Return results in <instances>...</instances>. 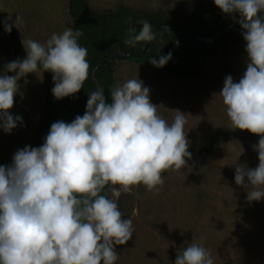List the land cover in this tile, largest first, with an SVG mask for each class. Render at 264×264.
<instances>
[{"label":"clouds","instance_id":"9594fccd","mask_svg":"<svg viewBox=\"0 0 264 264\" xmlns=\"http://www.w3.org/2000/svg\"><path fill=\"white\" fill-rule=\"evenodd\" d=\"M237 22L246 41V71L236 81L225 78L219 93L236 129L259 136L253 145L259 164L235 167L236 185L247 190L249 202L264 200V0H214ZM5 32L13 26L3 22ZM80 33L67 28L45 42L22 41L26 58L11 61L0 73V130L11 133L23 118L13 115L21 74L43 67L53 74L52 94L73 96L89 76L87 49ZM156 33L144 21L136 40ZM172 53L150 58L164 67ZM15 73L8 75L7 73ZM98 88L88 95L85 113L71 122H54L39 147L18 149L9 165H0V264H116L117 246L133 237V222L122 218L117 200L102 194L108 185L124 192L143 184L162 185V173L188 166L192 159L185 134L186 115L176 110L169 123L157 112L150 89L141 79H129L110 92ZM251 188V191L248 189ZM174 264H214L198 243L179 250Z\"/></svg>","mask_w":264,"mask_h":264},{"label":"rangeland","instance_id":"374dc122","mask_svg":"<svg viewBox=\"0 0 264 264\" xmlns=\"http://www.w3.org/2000/svg\"><path fill=\"white\" fill-rule=\"evenodd\" d=\"M69 1L0 0L1 16L18 33V42L0 33V73L18 50L26 58L22 41L45 43L53 33L75 29ZM204 2L214 4V0ZM121 7L140 18L141 24L149 21L166 34L170 24H196L201 4L199 0H86L93 16L115 14ZM245 48V40L219 45L202 65L201 75L193 79H177L133 59L116 63L112 75L117 85L141 79L162 118L172 123L176 110L185 113L184 131L192 153L188 166L166 170L164 183L152 190L143 184L131 186L129 192L121 186L106 189L111 197L109 188H120L119 210L134 228L132 239L117 246L116 264H174L178 251L193 242L211 253L214 264H264V200L249 202L247 190L234 180L236 166H258V153L253 150L258 141L244 133L247 130L235 128L219 94L228 75L238 81L246 71ZM17 79L18 94L9 111L21 116L23 123L10 134L0 130V165L11 164L18 149L32 146L48 113L44 72L38 69ZM218 133L225 135L212 151L197 155Z\"/></svg>","mask_w":264,"mask_h":264},{"label":"trees","instance_id":"16d2710c","mask_svg":"<svg viewBox=\"0 0 264 264\" xmlns=\"http://www.w3.org/2000/svg\"><path fill=\"white\" fill-rule=\"evenodd\" d=\"M199 2L201 4L200 17L196 24L190 27L170 24L166 34L159 33L152 40H136L135 37L142 27V20L130 10L121 7L115 14L93 16L86 8V0H70L69 13L74 20V30L80 33L78 42L88 52L89 76L80 92L57 100L52 94L53 74L45 71L42 66L38 68L45 74L48 113L31 147H39L43 144L44 138L54 122L59 120L71 122L77 115L82 116L85 113L88 95L97 89L96 84L92 81L94 71L96 80L105 91L107 101L111 102L109 94L117 86L118 81L113 78L110 69L115 67L116 55L119 53L123 55L120 60L133 59L141 65H146L177 79L198 78L202 73V65L214 55L219 45L226 46L232 43L231 35L242 31L238 25L229 34L214 43L197 41L187 47L181 46L180 39L184 45H187L193 38H212L238 19V17L233 19V17L224 14L215 4L206 3L204 0H199ZM4 21L5 19L0 13V33L6 34L18 42L16 28L13 26L10 33L5 32ZM175 43H177L176 46ZM133 46H136L137 49L132 52ZM169 52L172 53L173 58L164 67L158 68L150 63L152 56L159 53L167 55ZM17 59H24L20 50L16 53L15 60ZM104 62H108V64H104ZM244 133H247L251 139L259 141V136L248 131ZM223 135L225 134H216L209 147L197 151L196 154L210 153ZM230 135L237 134L230 133ZM109 186L120 187L119 185H108L102 194H106V189Z\"/></svg>","mask_w":264,"mask_h":264},{"label":"water","instance_id":"95a60500","mask_svg":"<svg viewBox=\"0 0 264 264\" xmlns=\"http://www.w3.org/2000/svg\"><path fill=\"white\" fill-rule=\"evenodd\" d=\"M239 25V23L236 21L235 23H233L232 25L228 26L224 31L220 32V33H217L214 37L212 38H193L187 45H184L183 41L180 39L179 40V43L181 46L183 47H187V46H190L191 44L197 42V41H203V42H206V43H214L216 42L217 40H220L222 39L223 37H225L227 34H229L232 30H234L237 26ZM231 40L232 41H235V40H244L243 39V36L241 35V32H237V33H234L231 35ZM177 45V43H175V46ZM174 46V47H175ZM137 49L136 46H133L132 47V52ZM163 51V50H161ZM123 57V55L121 53L117 54L116 55V61L118 62L119 59ZM104 64H108V62H104ZM116 66V65H115ZM115 70V67L114 68H111L110 69V72L113 73ZM92 81L93 83L96 84L97 86V89L98 88H101L99 82L96 80L95 78V71L92 73Z\"/></svg>","mask_w":264,"mask_h":264},{"label":"flooded vegetation","instance_id":"af4514ba","mask_svg":"<svg viewBox=\"0 0 264 264\" xmlns=\"http://www.w3.org/2000/svg\"><path fill=\"white\" fill-rule=\"evenodd\" d=\"M154 32L156 33V36H158V35H159V33H160V32H158V31H156V30H154Z\"/></svg>","mask_w":264,"mask_h":264}]
</instances>
